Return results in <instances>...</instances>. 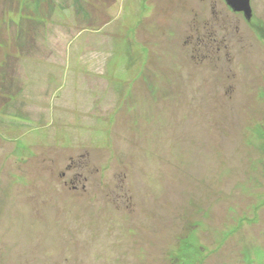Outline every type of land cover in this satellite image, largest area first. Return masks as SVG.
<instances>
[{
    "label": "rangeland",
    "instance_id": "374dc122",
    "mask_svg": "<svg viewBox=\"0 0 264 264\" xmlns=\"http://www.w3.org/2000/svg\"><path fill=\"white\" fill-rule=\"evenodd\" d=\"M198 1L0 0V264H264V0Z\"/></svg>",
    "mask_w": 264,
    "mask_h": 264
},
{
    "label": "flooded vegetation",
    "instance_id": "af4514ba",
    "mask_svg": "<svg viewBox=\"0 0 264 264\" xmlns=\"http://www.w3.org/2000/svg\"><path fill=\"white\" fill-rule=\"evenodd\" d=\"M222 1H223V4L221 0H218V1L217 0H200L198 1V3L191 4L190 6L195 7V10L197 13L199 9H203L205 10L206 13L207 12L210 13L209 14L210 19L208 20V22L204 21V24H206V23H209L211 20H213L214 22L219 21L220 17L223 15L220 10H224V7H222V5H226L227 3V2L224 3V0ZM227 6L230 9V6L228 5V3H227Z\"/></svg>",
    "mask_w": 264,
    "mask_h": 264
},
{
    "label": "water",
    "instance_id": "95a60500",
    "mask_svg": "<svg viewBox=\"0 0 264 264\" xmlns=\"http://www.w3.org/2000/svg\"><path fill=\"white\" fill-rule=\"evenodd\" d=\"M250 0H227V3L236 11L244 12L247 20L251 19Z\"/></svg>",
    "mask_w": 264,
    "mask_h": 264
},
{
    "label": "crops",
    "instance_id": "0c3cea01",
    "mask_svg": "<svg viewBox=\"0 0 264 264\" xmlns=\"http://www.w3.org/2000/svg\"><path fill=\"white\" fill-rule=\"evenodd\" d=\"M15 56H18V55H15ZM18 57H15V60L17 59ZM1 75V74H0ZM3 75H5V74H3ZM2 76V75H1ZM6 95H7V93H6ZM5 95V96H6ZM0 105H2V102L0 101Z\"/></svg>",
    "mask_w": 264,
    "mask_h": 264
}]
</instances>
